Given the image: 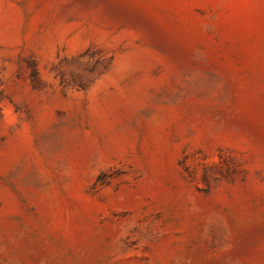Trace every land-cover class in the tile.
Listing matches in <instances>:
<instances>
[{
    "label": "rangeland",
    "instance_id": "1",
    "mask_svg": "<svg viewBox=\"0 0 264 264\" xmlns=\"http://www.w3.org/2000/svg\"><path fill=\"white\" fill-rule=\"evenodd\" d=\"M0 264H264V0H0Z\"/></svg>",
    "mask_w": 264,
    "mask_h": 264
}]
</instances>
